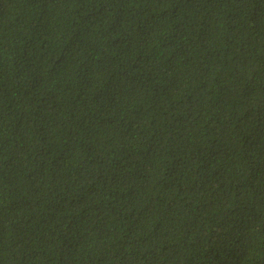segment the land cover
I'll return each instance as SVG.
<instances>
[{"label": "trees", "instance_id": "1", "mask_svg": "<svg viewBox=\"0 0 264 264\" xmlns=\"http://www.w3.org/2000/svg\"><path fill=\"white\" fill-rule=\"evenodd\" d=\"M0 264H264V0H0Z\"/></svg>", "mask_w": 264, "mask_h": 264}]
</instances>
